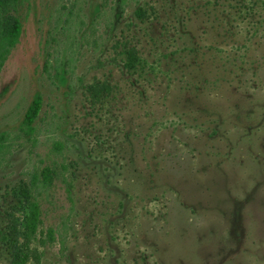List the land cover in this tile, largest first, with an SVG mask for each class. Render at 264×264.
Segmentation results:
<instances>
[{
    "label": "rangeland",
    "instance_id": "374dc122",
    "mask_svg": "<svg viewBox=\"0 0 264 264\" xmlns=\"http://www.w3.org/2000/svg\"><path fill=\"white\" fill-rule=\"evenodd\" d=\"M29 1L0 71V230L40 210L25 264H264V0H127L112 29L110 0L68 23Z\"/></svg>",
    "mask_w": 264,
    "mask_h": 264
},
{
    "label": "trees",
    "instance_id": "16d2710c",
    "mask_svg": "<svg viewBox=\"0 0 264 264\" xmlns=\"http://www.w3.org/2000/svg\"><path fill=\"white\" fill-rule=\"evenodd\" d=\"M127 0H110L108 6L110 12L113 14V19L109 20L108 28L112 29L116 21L117 16L121 15L124 10V6ZM75 0H71V6H64L66 9L61 15H57L58 21L62 20L64 23H68L73 16L72 6ZM25 6L27 11L31 8L29 0H0V71L7 59L11 49L14 47L22 31V21L17 16L18 10ZM105 11L103 3L94 4L93 7H89V20L88 30L91 24L98 21L102 12ZM137 16L143 15V8L137 5L134 10ZM107 26V25H106ZM144 60L140 58L133 48H127L124 51V58L122 60V66L126 69H132L138 65H142ZM55 77L57 81L64 83L66 80V70L62 68V61L58 65H54ZM42 100L39 94H35L23 113L18 129L25 135H29L33 132V122L38 116ZM5 134L0 133V152L6 147ZM43 177L48 176V171L43 170ZM39 205L33 197L26 202L25 213L22 220V227L19 236L20 241L11 239V236L15 233L14 222L8 224L4 229L0 230V242L7 244L10 250L9 264H25L30 254H37L35 248H32V239L37 238L39 219ZM48 238H51V230L48 229Z\"/></svg>",
    "mask_w": 264,
    "mask_h": 264
}]
</instances>
